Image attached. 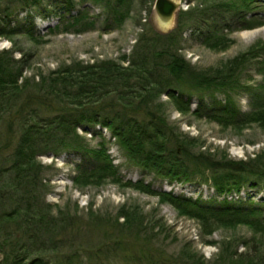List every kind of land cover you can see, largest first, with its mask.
<instances>
[{
	"label": "rangeland",
	"instance_id": "rangeland-1",
	"mask_svg": "<svg viewBox=\"0 0 264 264\" xmlns=\"http://www.w3.org/2000/svg\"><path fill=\"white\" fill-rule=\"evenodd\" d=\"M177 1L180 7L165 29L154 9L155 0H124L122 8L115 0H104L103 4L79 1L73 12L80 8L86 13L79 24L63 22L59 17L63 10L54 2L22 10L12 18L16 24L33 23L37 33L33 38L11 37L29 54L22 76L27 91L47 97L55 106L59 100L47 93L58 89L60 79L68 77L66 84L71 93L80 82V90L85 92L71 95L74 99L94 106L97 99L115 103L119 98L128 103V113L141 118L154 113L168 144L191 154L205 169L193 173L187 181L159 176L142 167L144 162L129 157L111 130L100 125L95 127L100 133L82 127L78 132L92 149H99L103 142L117 174L77 175L76 164L95 163L94 157L78 151L40 155L46 200L55 213L75 216L74 243L67 239L65 247L70 249L72 244L86 256L76 264H90L87 261L91 256L97 259L91 264L108 260L113 264H227L232 257L241 260L240 252L264 257V226L215 218L202 220L159 194L172 191L202 198L212 205L222 204L225 199L236 201L258 209L264 220V181L256 185L249 181L239 192L220 194L208 168L211 160L264 162V22L242 27L234 11L220 8L223 0ZM198 8L196 17L179 14L191 9L193 13ZM250 10L248 17L257 14V20H264V0H254ZM148 28L161 32V40L149 49L158 74L165 77L159 86L161 93L133 71L125 72L123 78L112 75L113 70L119 74L124 70L121 68L131 69L128 59L136 60L144 52L139 50L143 41L138 39ZM171 30H181L171 35L177 36L172 44L162 34ZM215 30L221 32L216 33L219 36L208 40L207 35H214ZM12 46L11 40L0 36V49ZM172 54L181 59L180 69L171 67ZM104 62L115 65L102 71L100 65ZM99 71L107 74L103 79L112 80L108 86L95 79ZM199 77L211 82L201 87ZM170 87L185 90L189 108L180 109L165 92ZM92 98L95 102L89 101ZM201 103L203 108L195 112ZM224 105L229 110L221 111L225 114L220 116L234 112L233 123L207 115V109L221 110ZM2 257L0 254V260Z\"/></svg>",
	"mask_w": 264,
	"mask_h": 264
},
{
	"label": "trees",
	"instance_id": "trees-1",
	"mask_svg": "<svg viewBox=\"0 0 264 264\" xmlns=\"http://www.w3.org/2000/svg\"><path fill=\"white\" fill-rule=\"evenodd\" d=\"M79 1L84 4L88 0ZM91 1L103 4L104 0ZM115 1L116 6L122 8L124 0ZM53 2L55 3L53 5H59L63 10L59 16L63 22L72 21L79 24L86 19L84 9L78 8L76 13L73 12L78 4L75 0H0V36L7 37L13 43L11 48L0 49V254L3 255L0 264H76L82 263L86 257L72 244L70 249L65 247L67 239L74 243L75 216L63 212L55 213L51 203L46 200L44 165L39 160L42 154L51 153L56 156L65 151H78L94 157L95 163L79 162L76 164L77 175L105 177L108 174H117V167L106 153L103 142L99 149L90 148L84 136L78 132L79 127L94 134L100 133L95 128L97 125L110 129L129 157L144 162L142 167L170 180L187 181L193 173L205 170L200 168L196 158L191 154L179 152L177 147L168 144L169 141L164 136L166 132L157 122L154 113L148 118L128 113L126 105L128 103L119 98L118 103L97 99L94 106L78 98L74 99L71 95H82L85 92L80 90V82L77 90L71 93L66 84L68 77L60 79L58 89L47 93L53 100H59L55 106L47 101V97L41 98L27 91L22 76L28 67L29 54L17 46L16 39L11 37L22 35L33 38L37 33L33 23L16 24L12 18L22 10ZM253 3L254 0H223L220 8L234 11L240 17L239 25L251 27L264 22L257 20V14L248 17ZM118 8L116 12L121 15ZM199 10L198 8L193 13L192 9L180 11L179 14L181 17L182 15L196 17ZM176 31L171 30L162 34L168 37L169 43L172 44L177 40V36L171 38ZM160 33L153 28L145 29L138 39L140 42L143 41V46L139 50L144 52L140 53L136 60L128 59L131 69L121 68L124 70L119 74L113 70L112 75L123 78L125 72L133 71L142 82L154 85L157 87L156 91L161 93L159 86L165 77L158 74L157 63L152 61L153 55L149 51L161 40ZM212 33L206 36L208 40L217 38L219 35L216 33L221 32L217 30L214 35ZM17 52L20 56H16ZM172 55L174 61L171 67L180 69V66H183L181 59L177 54ZM110 65L104 62L100 67L103 71L115 64ZM106 75L100 71L96 72L95 79L101 81L103 86H108L112 80L103 79ZM201 77L198 78L201 87L211 82V79ZM166 89L165 92L173 98L180 109L190 107V98H185L183 88ZM90 100L95 102L94 98ZM202 103L197 106L195 112L198 113L203 108ZM223 110L229 109L224 105L221 110L206 111L210 117L233 123L236 119L235 113L229 112V115L220 116L225 114L221 112ZM208 166L211 170L212 184L220 194L239 192L249 181H254L250 183L251 185L264 181V162L255 164L249 160L225 159L215 163L211 160ZM147 191L152 192L149 187ZM159 194H163L173 205L202 220L215 218L218 221L264 226L258 209L241 205L236 201L225 199L222 204L212 205L202 198H193L172 191H161ZM239 256L242 257L241 260L232 257V262L227 264H264V257L260 258L256 254L247 255L240 252ZM92 257L88 258L90 260L88 263H96L97 259L92 260ZM107 262L100 264H113L109 260Z\"/></svg>",
	"mask_w": 264,
	"mask_h": 264
},
{
	"label": "water",
	"instance_id": "water-1",
	"mask_svg": "<svg viewBox=\"0 0 264 264\" xmlns=\"http://www.w3.org/2000/svg\"><path fill=\"white\" fill-rule=\"evenodd\" d=\"M179 7L180 2L177 0H155L154 9L158 18L161 19L162 29H165L170 24V19L175 15Z\"/></svg>",
	"mask_w": 264,
	"mask_h": 264
}]
</instances>
